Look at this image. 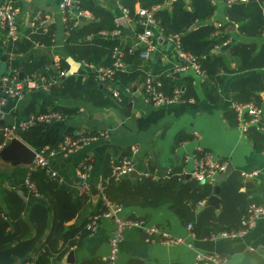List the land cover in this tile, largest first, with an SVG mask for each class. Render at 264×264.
<instances>
[{
  "label": "crops",
  "instance_id": "obj_1",
  "mask_svg": "<svg viewBox=\"0 0 264 264\" xmlns=\"http://www.w3.org/2000/svg\"><path fill=\"white\" fill-rule=\"evenodd\" d=\"M3 1L0 0V5ZM61 1L16 0V5L20 8L19 37L27 36L29 29L33 26L32 23L39 16L48 15L50 17L48 26L55 25L56 29L52 46L47 47L34 43L28 52L18 55L23 63L30 59L39 61L45 57L52 70L57 72L60 67L57 65L61 60L66 59L68 62V58L71 56L65 49V23L59 7ZM97 1L114 13L116 21L120 25V28L117 29L118 34L114 35L113 31L103 32V34L120 40L121 44L118 47L122 52L127 45H130L134 52L136 50L142 52L143 49L138 43V34L142 31L140 17L136 20L131 18L118 0ZM172 3L167 0L164 5H159L160 7H155V9H170ZM213 3L216 6V11L210 21L216 25H227L226 29L230 37L216 49L217 52L224 54L226 71L221 70L223 82L219 85L218 91H215L212 99L205 96V73L204 76H200L190 67L178 70L187 64L178 51V45L176 42L167 40L159 30L155 29V48L151 57L143 59L139 54V58L135 61L125 63L124 70L143 72L157 84H161V77L178 79L192 77L196 98L182 99L170 104H151L141 92L143 83L141 77H138L129 87H123L113 80L102 87L105 94L116 102V106L112 107H96L84 100H63L52 96L50 92L42 88L27 91L24 99L20 101L9 99L5 105L0 106V125L42 112V101L47 98H52L56 103L64 106L79 108L74 115L49 124L38 123L27 130H20L16 138L33 150L50 146L54 142L58 144L64 136L104 133L97 140L85 145L83 149L70 155L59 154L52 161L51 169L57 172L62 185L72 189L78 195V187L84 181L79 175L78 169L86 157L91 159L92 169L87 180L92 189L89 192L88 203L82 213L66 223L67 225L79 224L82 219L84 220L96 209L101 197L98 192L99 186L103 184L104 174L107 171V159H120L125 155H130L133 147L139 148V151L134 156L136 176L130 177L129 175L130 178L136 179L139 176L150 174L146 177L159 180L180 170L179 172L188 180L187 174L192 171L195 158L205 152H212L226 160L229 165L231 164L233 170L239 172L257 170L259 172L255 178L242 177L248 183V186H244L242 191L249 193L251 198L258 199L264 205V151L258 152L254 149L247 131L242 130L239 119L235 124L233 120L231 121L225 116L227 111L232 110L235 96L242 97L244 91L251 92L254 87L259 86L258 82L263 81L264 84V73L252 75L250 71L239 68L240 58L231 55L230 47L235 43L261 44L264 41V33L262 37L241 34L236 25L228 24L229 1L213 0ZM139 8L140 5H137L136 12ZM91 18L93 17L90 14L88 19ZM8 42L3 41L0 44V76L12 71L11 59L13 55L8 50ZM68 64L71 67L69 62ZM81 67H84L88 72L98 74V68L104 66H87L81 63ZM15 71L17 79L20 81L28 76L21 68ZM21 72L24 74L23 79L20 77ZM115 88L126 96V102L118 101L112 97L111 90ZM181 89L183 91L185 87ZM257 90L256 95L261 99V107L264 110V85ZM32 109L34 110L31 111ZM260 125L259 129L264 133V117ZM180 136L186 138L178 142ZM29 167V164H14L11 160L0 156V203L3 202L5 191L17 189L28 209L32 204L41 203L52 210V205L46 197L29 192L25 183ZM204 203L205 201L202 203V207ZM220 209L221 207L217 211L219 212ZM124 214L132 218H143L150 225L163 226L172 235L183 237L187 242H192L194 248L191 249L187 245L168 246L159 241L147 242L144 233L133 228L121 243L118 264H130L133 261H136V264H195L197 252L219 254L227 258L228 264H263L264 217H261L257 225L244 236L234 239H212L211 237L199 239L190 235L188 225L176 216L169 204L159 208H143L141 206L125 208ZM114 227L115 224L112 220H101L94 234L88 235L82 245L72 249L75 250L76 264H83L85 261L97 258L102 259L106 256L110 250L109 240ZM39 245L40 243L28 257L33 259L37 257ZM65 257L57 264H65ZM24 264L31 263L25 262Z\"/></svg>",
  "mask_w": 264,
  "mask_h": 264
},
{
  "label": "trees",
  "instance_id": "obj_2",
  "mask_svg": "<svg viewBox=\"0 0 264 264\" xmlns=\"http://www.w3.org/2000/svg\"><path fill=\"white\" fill-rule=\"evenodd\" d=\"M118 1L134 20L139 18L136 12L137 5L150 10L154 8L161 35L178 36L181 50L196 57L206 75L205 96L212 99L223 82L221 70L226 71L224 54L217 52L216 49L230 37L227 33V25H216L210 21L216 11L213 0H175L170 9H155L159 5H164L167 0ZM228 1V24L236 25L243 35L262 37L264 0H246L245 2L235 0L233 3L230 2L231 0ZM77 6L78 10L90 13L93 18L85 20L79 18V25H75L74 18H70L65 23L67 54L79 63L112 68L115 71L112 80L117 81L123 87H129L138 77H141L144 83L148 76L143 72H127L124 68H115L117 61L115 50L121 44L120 40L103 34V32H112L120 28L114 13L97 0H78ZM55 33V25L32 26L27 36L9 40L8 50L13 55L11 75H15L14 71L21 68L25 75L40 74L47 78L53 76L55 72L49 66L47 58L43 57L39 61L30 59L23 63L18 55L28 52L34 43L47 47L52 46ZM3 41H6V30L0 28V44ZM230 51L233 57L240 58L239 68L241 70L250 71L252 75L264 73V41L261 44L235 43L230 47ZM140 53V50L134 52L131 46L127 45L123 49L121 58L124 63L135 61ZM59 66L60 70H68L70 67L66 59L61 60ZM160 79L161 90L170 96L174 95L177 88L182 91L181 88L185 87L181 99L197 97L192 77L184 79L161 77ZM258 83L259 86L254 87L251 92L244 91L242 97L235 96L233 101L251 103L261 107L262 101L256 93L257 89L260 86L263 87L264 84L263 81ZM105 85L99 82L96 72H88L81 67L77 74L65 76L53 85L50 94L63 100H84L101 108L116 106V102L105 94L102 88ZM121 101L126 102V96L123 93ZM50 107H52L51 110L59 112L62 118L74 115L79 110L77 107L58 104L52 98L44 99L41 111L48 112ZM225 116L236 124L238 117L233 107L232 110L226 112ZM247 133L254 149L258 152L264 151V133L260 131L259 126H250ZM184 138L186 137H178V142ZM56 145L54 142L50 146ZM106 164L103 191L109 200L124 208L139 206L159 208L169 204L176 216L186 225H193V231L199 239L224 231L240 229L243 226V220L248 217L250 205L261 204L258 199L251 198L249 193L242 191L248 183L237 170H233L225 180L216 184H201L195 179L187 180L186 176L179 172L180 170L159 180L146 176L133 179L128 176L117 181L112 175V165L109 159ZM30 178L36 185V194L46 197L52 205V210L41 203L32 204L28 209L17 189L5 191L3 202L0 203V264H24L25 262L57 264L72 249L82 245L89 235L86 226L90 217L104 210L100 197L92 213L84 220L82 219L79 224L69 226L66 223L78 217L85 209L90 193L76 195L72 189L62 185L58 177L51 176L46 168L34 170ZM217 185L221 188L220 197L222 199L219 212L214 206H200L213 195ZM38 243L40 245L37 257L35 259L28 257ZM136 263L133 261L130 264ZM83 264L107 263L97 258L85 261Z\"/></svg>",
  "mask_w": 264,
  "mask_h": 264
},
{
  "label": "built area",
  "instance_id": "obj_3",
  "mask_svg": "<svg viewBox=\"0 0 264 264\" xmlns=\"http://www.w3.org/2000/svg\"><path fill=\"white\" fill-rule=\"evenodd\" d=\"M175 0H170V3ZM231 0L230 2H234ZM246 1V0H240ZM78 0H62L59 7L62 12L64 23L70 18L75 19V25L80 24L81 19L89 18L90 14L86 11L78 10ZM160 7V6H157ZM76 10V11H75ZM127 13V11L124 9ZM140 17V23L142 25V31L138 34V43L140 44L143 51L140 53V57L148 59L151 57L152 51L155 48V29L161 32L159 22L155 17V10L140 7L137 10ZM20 16V8L16 6V0H4L0 5V28L6 30V41L16 40L19 37L18 19ZM50 23V17L48 15L39 16L33 23V26L47 27ZM119 31L116 29L113 34H118ZM164 37V36H163ZM167 40L176 42L178 45V51L181 57L186 60L185 65L178 68V70H184L187 68L193 69L200 76H204V71L201 65L198 63L195 56L186 53L181 50L178 36H167ZM226 44V43H225ZM117 61L115 62V68H125V63L122 60V50L117 47L115 50ZM58 64V62H57ZM87 65V64H85ZM59 66V64L57 65ZM88 66V65H87ZM69 70H57L53 76L47 78L40 74H30L23 81L17 79V72L14 71L15 75L5 74L0 76V106L6 104L7 100L13 99L20 101L24 99L27 91L32 89L42 88L45 91L50 92L53 85L57 84L60 79L68 76ZM115 71L112 68H98V80L104 84H108L112 81V77ZM141 92L144 94L145 99L154 105L170 104L178 102L181 99V91L177 89L174 95H168L160 88V84L155 83L150 77L145 80L142 84ZM121 91L119 89H112L111 95L114 99L121 101ZM233 108L237 113V117L240 121L242 130L247 131L250 126H261L264 110L260 106H256L251 103H238L233 102ZM62 119V115L57 111L38 112L28 115L23 119H16L14 122L9 124L0 125V137L2 142L0 143V150L5 148L10 141L16 137L20 130H27L33 125L38 123L49 124L55 120ZM104 133L95 134H80L76 136H64V138L58 142L56 146H44L40 149L34 150L36 153L35 160L29 167L28 177L26 179V186L29 192L36 194V185L31 180L30 174L38 168H46L51 176L58 177L56 171L51 169V164L54 158L60 155H70L77 152L83 147L95 140ZM139 151V148L133 147L130 155H125L120 159L111 158L110 162L112 165V175L115 180L120 181L130 174L135 172L136 164L134 156ZM229 163L216 156L212 152H205L201 156H197L194 160V166L192 171L189 173L199 183H210L216 184L218 177L226 171ZM92 169L90 157H86L80 168L78 169L79 175L84 180L78 187L79 195L88 194L92 189L89 181V173ZM257 170L250 172L241 171V176L245 178H255L258 176ZM150 174H146L149 176ZM188 175V174H187ZM99 192L102 198V205L104 210L92 215L86 226L89 235L94 234L101 220H112L115 224L111 238L109 240L110 250L109 253L102 259L107 264H118L120 246L125 240L126 235L133 228L141 230L145 235L147 242L159 241L162 244L168 246L174 245H187L193 249V243L187 242L185 238L174 236L168 232L163 226L150 225L147 220L143 218H132L124 214L125 208L111 200H109L103 191V184L99 186ZM202 205V203L200 204ZM264 217V205L253 203L250 205L248 217L242 222V227L234 231H224L219 234H213L212 239L223 238V239H234L246 235L256 225L258 220ZM188 230L190 235L195 238L196 234L193 231V225L188 224ZM195 264H228L226 257L219 254H208L204 252H197L195 258Z\"/></svg>",
  "mask_w": 264,
  "mask_h": 264
},
{
  "label": "water",
  "instance_id": "obj_4",
  "mask_svg": "<svg viewBox=\"0 0 264 264\" xmlns=\"http://www.w3.org/2000/svg\"><path fill=\"white\" fill-rule=\"evenodd\" d=\"M68 62L71 64L68 75L77 74L81 68V63L74 60V58L69 57ZM24 74L21 72L20 77L23 79ZM0 156L11 160L14 164H29L31 165L35 160L36 153L33 149L28 147L21 140L14 137L10 143L3 149L0 150ZM233 171V166L230 164L225 172H223L218 177V182L225 180ZM136 172L130 174V177H135ZM188 179L191 176L188 174ZM98 191V190H97ZM99 192V191H98ZM100 193V192H99ZM221 188L219 185L215 188V193L204 203V206H214L216 209H219L222 204V199L220 197ZM65 264H76V254L75 250H71L65 257Z\"/></svg>",
  "mask_w": 264,
  "mask_h": 264
}]
</instances>
